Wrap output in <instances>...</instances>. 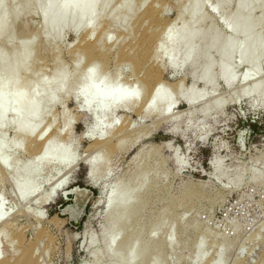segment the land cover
<instances>
[{
  "label": "rangeland",
  "instance_id": "1",
  "mask_svg": "<svg viewBox=\"0 0 264 264\" xmlns=\"http://www.w3.org/2000/svg\"><path fill=\"white\" fill-rule=\"evenodd\" d=\"M39 1L44 8L46 0ZM132 1L136 7L139 0ZM204 1L203 11L207 20H212L211 8L216 0ZM237 1L230 0L225 16L235 11ZM32 2L5 0L11 25L0 35V53L8 61L0 71V81L14 74L16 85L25 90L40 79L49 83L53 71L62 69L71 82L95 59L99 78L120 70L118 83L128 80L127 85L133 84L140 100L133 108L117 109L105 118L104 125L111 119L116 123L112 134L95 141L90 138L97 135L96 116L81 111L80 100L67 96L62 89L56 94L58 103L50 108L40 93L35 99L37 105L50 110L43 126L48 127L53 146L67 151L70 157L67 164L45 167L36 178L31 196L44 197L50 191L53 196L40 208L29 197L23 209L14 192L15 185L20 188L32 179L21 169L33 161L34 143L16 135L9 123L4 126L3 150L14 173L0 170V199L21 211L15 229L3 239V251H34L33 264H128L133 256L138 260L136 264H264V101L257 95L241 94L255 81L264 84V63L254 74L249 64L235 63L233 55L231 69L236 79L231 86L215 79L206 87L210 92L207 97L189 107L176 105L170 112L177 114L173 120L143 116L139 109L151 86L152 74L160 76L166 92L176 100L175 83L181 80L185 90L191 82L189 67L173 77L164 59L153 55L155 36L176 16L183 0H147L132 18L117 22L110 17L109 8H116L114 17L126 4L112 0L95 12L92 37L86 36L85 29L74 33L70 27L47 37L41 10ZM152 2L157 4L155 13L146 16ZM259 13L256 7L250 17ZM216 29L230 35L222 23H217ZM259 32L263 44L264 32L261 28ZM23 48H29L30 54L15 72L18 55L14 54ZM76 59L80 60L77 66ZM213 59L217 62L220 55L213 54ZM246 71H251L250 76L240 80ZM201 87L202 83L196 82L195 88ZM12 88L8 86V90ZM212 103L216 106L204 116L201 108ZM6 119L12 120L10 113ZM120 129V144L110 148L116 144ZM105 141L98 150L97 145L91 146ZM91 160L97 164L92 177L85 164ZM131 179L132 189L123 191ZM113 188H117V199L109 206ZM127 199L133 206L141 204L128 223V229L135 233L134 246L130 249L128 241L120 249L107 250L110 225L117 224L120 204ZM162 216L165 220L159 225ZM124 231L122 228L115 245L123 239ZM198 240L200 251L195 245ZM145 241L149 242L147 255ZM21 257L16 264L30 262Z\"/></svg>",
  "mask_w": 264,
  "mask_h": 264
},
{
  "label": "bare ground",
  "instance_id": "2",
  "mask_svg": "<svg viewBox=\"0 0 264 264\" xmlns=\"http://www.w3.org/2000/svg\"><path fill=\"white\" fill-rule=\"evenodd\" d=\"M111 1L46 0V6L41 8L40 1L33 0L32 5L39 7L41 10L43 23L48 27L46 31L47 37L58 34L64 27H70L74 33L85 29L86 36L92 37L95 29V12L98 8L107 7ZM146 1L139 0L137 6L134 7L132 0H117L119 4L125 3L126 6L114 17L112 14L116 8L114 6L110 7L109 15L115 22L125 18H132V16L142 9ZM183 2L179 6L176 16L166 22L155 36L153 55L164 59L173 77L178 76L183 67H189L191 82L185 90L182 89L181 80L175 83L174 89L178 95V100H176L166 92L165 83L161 80L160 76L152 74L150 76L151 86L139 109L143 116L156 115L159 120H173L175 117L177 118V114H170V112L173 111L176 105L182 103L189 107L204 99L210 93L206 90V87L212 84L215 79L221 80L226 86H231L236 79L231 69L233 55H235V63L245 62L249 64L254 74L259 73L260 64L261 62L264 63V43L260 42L261 34L259 32L260 28L264 32V0H238L234 5L235 11L226 16L223 12L226 13V9L231 4L230 0H216L214 6L211 8L214 13L212 20H207L203 11V7L206 5L204 0H183ZM118 3L115 5L117 6ZM156 6V2H152L145 11V15L152 16L155 13ZM256 7L260 9V13L252 19L250 14ZM5 9V0H0V35L8 32L10 30L9 25H11L10 20L6 16ZM217 23H222L228 32H230V35H225L221 31H218L216 29ZM105 40H107L106 37ZM89 47L94 49V45H89ZM216 53L220 55V59L217 62L213 59V54ZM29 54V48L20 49L19 53L16 52L14 54V57L18 55L15 72L19 70V67L29 57ZM91 55L94 58L92 53ZM79 61V59L74 61L75 66L79 64ZM7 64L8 61L5 55L0 53V71ZM96 66L95 59H91L84 68L83 73L80 76L75 75L74 80L71 82L68 81L69 77L64 70L56 69L53 71L49 83L40 79V82L36 85H30L25 90H20L19 86L16 85L17 78L14 74L7 75L0 81V170L5 174L14 173L11 170V160L5 155L6 153L3 150V145L5 144V125L9 123L16 135L21 139H31V142L34 143L33 161L26 162L27 164L25 163L21 169V171L23 170L22 172H26V175L27 173L31 174L32 179L20 188H16V185L14 187V192L17 195L20 206H23L29 197L32 199L31 203L36 208L44 207L50 203L53 198L51 191L44 197L31 196L34 192L36 178L45 167L56 168L67 164L70 159L67 151L58 148L56 145V147L53 146L52 142L54 141L50 132H48V127L43 126L47 111L50 110L40 109L37 105L35 99L40 93L46 97V102L49 103L50 108L58 103L56 94L62 89L65 90L67 96L80 100L81 111L91 116H96L94 126H96L97 135L90 138L95 141H102L110 133L112 134L116 123L114 124L113 122L115 121L111 119L110 122L104 125L105 118L113 115L117 109H130L139 102L140 96L134 89L133 84L128 86V80L118 83L120 70L116 71L113 75L106 73L105 77L99 78L96 73ZM250 72L246 71L242 73L240 80L247 79L250 76ZM196 82L202 83L200 89L195 88ZM9 85L13 86L11 90H8ZM241 94L243 96L257 95L256 97L260 101H264V84L261 81H255L249 87L242 89ZM214 106H216L215 103L214 105L213 103L211 105H204L201 108V113L206 116L208 111ZM7 113H10L12 116L11 121L6 119ZM29 119L30 121H28ZM65 125L68 126V122ZM120 133H122L121 129L116 135L118 137L116 144L110 145V148L117 147L120 144ZM107 142L105 141L102 145H99L101 144L100 142H95L91 146L97 145V147L95 146V150H98ZM165 146H169V144ZM85 164L88 175L94 176L97 171L96 162L91 160L85 162ZM215 174H219L218 170H216ZM133 183L134 179L125 183L123 191L131 190ZM59 185L61 184H58L55 190L60 187ZM118 191L122 192L120 189ZM116 192L117 188L111 189L108 198L109 206L117 199ZM140 208L141 204L133 206L129 199L120 204V213L117 215L119 220L116 221V225L115 222L111 223L106 237L105 244L107 250L120 249L128 241V243L132 244L129 245V248H133L135 233L128 229V223L132 213L138 212ZM19 211L21 210L13 205L4 203L0 199V264H16L17 259H22L21 256L30 261L26 264H33L34 251L26 249L22 251L17 248L13 250L6 248L7 251H3V248L6 247V245L3 247V239L8 236L10 231L15 229ZM164 220L165 218L162 216L159 219V225H162ZM122 228L125 229L123 239L119 244L115 245L116 237L122 231ZM148 245L149 242L145 241L143 246L145 255L150 250ZM169 245H173L172 240H169ZM195 245L197 246V251H200L201 240H198ZM18 254L19 256H17ZM196 257L199 258L200 255L197 254ZM137 261V258L133 256L128 260V264H136ZM114 264L122 263L118 262Z\"/></svg>",
  "mask_w": 264,
  "mask_h": 264
}]
</instances>
